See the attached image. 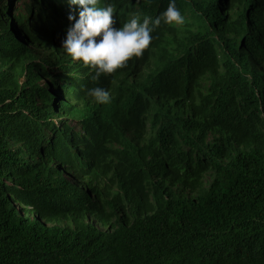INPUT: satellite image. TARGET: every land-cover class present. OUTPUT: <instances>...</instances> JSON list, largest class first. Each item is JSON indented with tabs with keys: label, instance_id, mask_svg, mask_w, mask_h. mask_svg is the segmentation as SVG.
I'll use <instances>...</instances> for the list:
<instances>
[{
	"label": "trees",
	"instance_id": "1",
	"mask_svg": "<svg viewBox=\"0 0 264 264\" xmlns=\"http://www.w3.org/2000/svg\"><path fill=\"white\" fill-rule=\"evenodd\" d=\"M16 1L0 0V264H264V0H175L185 22L95 81L63 49L82 8ZM170 2L98 6L119 28ZM163 117L171 165L146 155Z\"/></svg>",
	"mask_w": 264,
	"mask_h": 264
},
{
	"label": "clouds",
	"instance_id": "2",
	"mask_svg": "<svg viewBox=\"0 0 264 264\" xmlns=\"http://www.w3.org/2000/svg\"><path fill=\"white\" fill-rule=\"evenodd\" d=\"M20 1L22 3V0ZM47 2L43 4L47 8L46 13L40 12L41 17L52 14V8L47 7ZM49 2L51 3V0ZM70 2L75 6L79 5L82 10L79 12L73 7V15L68 16L70 22L74 23L67 30L66 39L62 42L63 49L73 60L82 61L86 67L95 70V75L92 76L94 81L101 75H111L126 67L128 61L133 58L141 57L151 45L153 24L159 26L163 20L169 25L179 26L185 22L175 0H171L167 9L154 21L150 17H144L141 22L140 16L134 14L119 28L115 27L113 5L100 7L99 0H70ZM42 40L45 39L41 38ZM179 63L185 73L184 68H188V64L186 65L184 60ZM88 95L100 104H107L111 100L110 92L100 87L90 89ZM154 124L157 128L155 138L151 136V126L144 137L146 145L147 143L150 145V148L146 149V155L148 158H157V163L162 165L174 164V160L178 158L177 147L174 145V137L178 135V121L163 117ZM149 150L152 153H149Z\"/></svg>",
	"mask_w": 264,
	"mask_h": 264
},
{
	"label": "rangeland",
	"instance_id": "3",
	"mask_svg": "<svg viewBox=\"0 0 264 264\" xmlns=\"http://www.w3.org/2000/svg\"><path fill=\"white\" fill-rule=\"evenodd\" d=\"M16 5H21V1L20 0L19 1H16ZM187 16H188V13H186V15L184 16V18L186 19ZM155 127H156V125L154 123H151V134H152L151 136H152V138H155V136H156L155 134L157 132V128H155ZM159 131H160V129H159Z\"/></svg>",
	"mask_w": 264,
	"mask_h": 264
}]
</instances>
